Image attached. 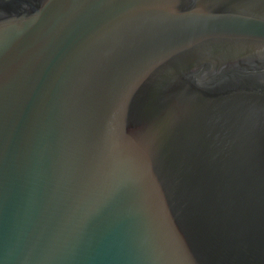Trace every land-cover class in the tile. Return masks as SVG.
I'll list each match as a JSON object with an SVG mask.
<instances>
[{
    "label": "water",
    "instance_id": "obj_1",
    "mask_svg": "<svg viewBox=\"0 0 264 264\" xmlns=\"http://www.w3.org/2000/svg\"><path fill=\"white\" fill-rule=\"evenodd\" d=\"M0 264H264V0H0Z\"/></svg>",
    "mask_w": 264,
    "mask_h": 264
}]
</instances>
